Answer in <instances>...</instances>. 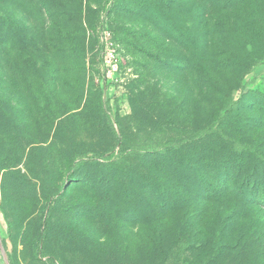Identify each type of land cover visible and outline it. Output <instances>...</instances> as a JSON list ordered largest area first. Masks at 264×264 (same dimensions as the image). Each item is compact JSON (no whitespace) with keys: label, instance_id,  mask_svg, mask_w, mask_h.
<instances>
[{"label":"rangeland","instance_id":"obj_1","mask_svg":"<svg viewBox=\"0 0 264 264\" xmlns=\"http://www.w3.org/2000/svg\"><path fill=\"white\" fill-rule=\"evenodd\" d=\"M190 1L0 0V168L16 166L8 175L0 169V264H183L177 240L164 236L157 245L169 252L166 263L151 257L153 245L145 248L146 224L157 215L152 204L141 207V152L191 140L211 123L213 135L179 151L182 179L168 164L188 198L209 187L212 174L232 188L241 178L264 181V0L242 10L239 43L225 51L209 43L210 61L241 64L229 73L218 65L185 70L192 51L170 36L204 11ZM238 88L244 94L226 115ZM121 150L131 154L122 169L77 166ZM149 174L175 184L160 166ZM230 187L222 203L242 211L258 243L221 262L257 264L264 208ZM45 200L52 207L40 218Z\"/></svg>","mask_w":264,"mask_h":264},{"label":"trees","instance_id":"obj_2","mask_svg":"<svg viewBox=\"0 0 264 264\" xmlns=\"http://www.w3.org/2000/svg\"><path fill=\"white\" fill-rule=\"evenodd\" d=\"M253 1L254 0L190 1L195 5L194 9L202 8L204 11L194 10L193 15L195 21L191 29L183 25L179 30L180 32L174 29V33L170 36L171 41H173L179 49L192 51L191 54L194 56V61L191 67H186L185 70H190V73H198L199 71H205L207 68L218 65V70L227 71L229 73L239 68L241 64L238 63L234 57L222 59L220 62H218L219 60L212 62L209 58L204 57V54H206V51L209 49V43L211 44L215 42V40L220 43L217 47L222 48V51H225L224 48L229 49L236 40L237 43H239L238 26L242 19V10ZM162 25H164L166 29L171 27L170 22H162L160 26ZM1 28L2 27H0V31L2 30ZM6 40L10 41V39ZM214 51L216 52L215 49ZM213 57L216 56L213 55ZM175 67L182 70L180 61ZM243 68L247 67H242V69ZM238 92L239 97L236 101H233V99L228 100L226 115H228L233 108L238 106L240 98H242L244 94V90L238 88ZM216 126V123H211L203 129L195 130L190 135L193 136L191 140L180 139L174 143L163 145L160 150H153L152 152L151 150H145L141 152V167L146 171H142L141 173V207L144 205V202L149 205L152 204L155 207L152 213L157 215L152 223L146 224V231L148 230L152 234L148 235L150 240H145L148 241L145 248H149L150 245H153L154 251L151 257H158V260H161L163 257L162 263L168 261L169 254V252H161L158 250L157 245L164 236L165 239L177 240V247L179 248L178 253L182 254L181 258L184 260L180 259V261L183 262V264H222V255L226 252L228 253L229 250H238L239 252L237 255L240 256V254H244V252L247 251L245 248L248 241L251 240L254 244H256V242L258 243V235H255V228L253 229L251 225L249 226L242 223L240 218L242 211H237L234 208L232 210L228 209L229 203H227V201L222 203L224 196L228 193L229 184L220 180L217 175L212 174V176H210L211 179L208 181L209 187L204 188L202 192L198 194L197 198L192 200L189 199V195L183 191L186 184L176 178L175 174L170 172L168 164L172 163V166L175 167L176 170L180 165L182 154H179V151H181L183 147L194 145L213 135ZM130 156L131 154H126L122 152V150L118 151L116 154L113 152L108 157L102 154H93L92 159L81 162L77 166L83 167L95 164L102 166L105 171L118 170L129 164ZM95 158L101 160L103 165H100L101 163L99 162H93ZM174 159L175 162H173ZM155 166H160L161 170H167L168 177H171L172 180L174 179L175 184L173 186L161 185L155 178L153 179V175L149 174V171ZM15 167L13 163H9L8 166H3L0 169H3L8 175L13 172V168ZM176 170L174 171L176 172ZM176 175L181 179L183 177L179 171ZM236 178L240 177L237 176ZM241 182V184L233 188L230 187V189L235 192L234 194H237L241 200L252 204V206L264 208V181L256 183L255 179L246 177L241 178ZM149 201L151 203H149ZM51 207L52 202L45 200L42 205L40 218H43L44 209L48 208L50 210ZM218 211L221 214L217 216L212 214ZM142 213L141 208V215ZM256 229L257 232H259L258 228ZM153 236L158 237L154 238ZM38 237L39 235L37 239ZM196 245L199 247H196ZM262 248L263 250L260 248L258 256L256 260H254L257 264H264V247ZM247 264H249V262H247Z\"/></svg>","mask_w":264,"mask_h":264},{"label":"built area","instance_id":"obj_3","mask_svg":"<svg viewBox=\"0 0 264 264\" xmlns=\"http://www.w3.org/2000/svg\"><path fill=\"white\" fill-rule=\"evenodd\" d=\"M107 63H109V62H107ZM109 66H110V64H109Z\"/></svg>","mask_w":264,"mask_h":264}]
</instances>
